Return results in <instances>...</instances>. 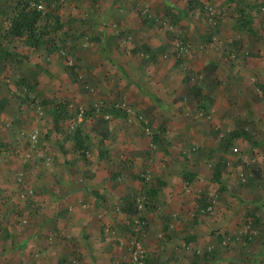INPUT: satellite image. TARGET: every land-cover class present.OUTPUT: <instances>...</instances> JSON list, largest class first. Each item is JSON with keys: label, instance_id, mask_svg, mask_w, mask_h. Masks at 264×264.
I'll use <instances>...</instances> for the list:
<instances>
[{"label": "rangeland", "instance_id": "1", "mask_svg": "<svg viewBox=\"0 0 264 264\" xmlns=\"http://www.w3.org/2000/svg\"><path fill=\"white\" fill-rule=\"evenodd\" d=\"M17 1L0 0V162L15 163L4 178L25 159L31 168L22 181L0 180V264H187L193 255L213 264L264 255V175L249 181L254 166L264 174V0H104V22L113 20L99 32L94 0H44L40 54L7 32ZM139 11L143 23L166 31L154 55L142 36L143 53L132 50L130 28L110 41L114 48L107 40L99 47L118 67L67 63L69 36H102L118 28L120 13L135 21ZM65 28L75 33L65 38ZM43 44L58 57L37 62ZM241 128L245 138L229 135ZM125 157L130 167L119 171ZM217 162L225 164L220 180ZM151 179L163 184L145 204ZM131 194L140 198L128 217L119 206ZM212 235L220 245L208 241L196 253L193 244Z\"/></svg>", "mask_w": 264, "mask_h": 264}, {"label": "crops", "instance_id": "2", "mask_svg": "<svg viewBox=\"0 0 264 264\" xmlns=\"http://www.w3.org/2000/svg\"><path fill=\"white\" fill-rule=\"evenodd\" d=\"M112 1H115V0H112ZM111 1V2H112ZM136 0H133V2H135ZM104 0H94L92 2L93 6L98 9L100 8L101 11L99 10L98 11V14L97 13H94V14H90L89 16L92 17L94 19L95 16H98V20H97V24H95L96 26H93V27H97L96 31L99 32L101 31L102 29L106 28L105 25L112 22L113 19H111V21L109 22H104V13H102V5H104ZM110 2V3H111ZM92 4L90 3V1H87L86 2V6L87 8V12L88 13H91L92 11V8L90 6H92ZM134 4V3H133ZM77 4H72L70 6H76ZM123 6V5H122ZM71 8V7H70ZM115 8H117V10L121 11L122 12V7H119V6H115ZM120 8V9H119ZM124 12V11H123ZM120 18L121 19L119 22L116 21L114 23V25H117L118 28L115 29L114 31H111V29H108L107 33L106 34H103L102 36L99 35L97 37H92V36H83L82 37H76L74 36V39H72V36H69V35H72L75 33L74 30L70 31L69 30V41H67V43L69 42L71 44V46L69 47V56L70 58L74 61V62H78L79 64H82L84 67L83 69L86 70V69H89L90 71L93 70V71H100L101 68H105V66L109 65H114V66H117L115 63V60H110L108 58H106L108 55L105 54V49L102 50H99V47L107 40L108 43L111 45H113L114 41H119L118 43H120V41L126 39L124 36L126 35L127 31L130 30H135V34H133L134 32L131 31L130 33V36H131V39H133V41L135 42L134 43V49H132L133 51H136V53H143L142 50L140 51L139 48L141 47V45L143 44L140 40L141 36L144 37L145 40L149 41V44L148 45H144L146 47L145 50H149L151 54L154 55L153 52H158L157 49H156V45H154V41L155 40H161V42H165L166 41V37L164 36L166 31L163 30V31H158L157 29V26L155 24L153 25H150L149 23H143V21L139 18H137V20L134 21V18H132L131 16L127 17L128 15H123V13H120ZM115 17H118L116 14H115ZM91 19V20H93ZM86 23V22H85ZM84 23V24H85ZM119 23V25H118ZM87 25L86 26H91V24H93L92 22H88L86 23ZM104 26V27H103ZM84 35H85V32H82ZM125 34V35H124ZM68 36H65V38H68ZM61 38V37H60ZM55 42L58 41V38L55 37ZM110 41H113V42H110ZM126 44L128 41H125ZM113 43V44H111ZM117 43V44H118ZM122 44V42H121ZM164 45V44H163ZM161 45V46H163ZM48 46V50H49V45L47 44H43V56L41 55V57H37L36 61L37 62H41L44 57L46 56V59L47 58H57L58 55L57 54H49L48 56L46 55V48ZM81 47V50H78V48ZM112 48H114V45L111 46ZM94 50V53L91 54V52ZM34 51L37 52V54L40 52V49L39 47L38 48H34ZM50 53V51L48 52ZM40 54V53H39ZM107 55V56H106ZM106 56V57H105ZM62 59V58H61ZM63 60V59H62ZM76 60V61H75ZM133 64L134 65H130V66H133V69L135 70H139L140 69V66L138 64V62L134 63V61L132 60ZM119 65L121 66V63H119ZM96 66V67H95ZM118 67V66H117ZM78 68V66L76 67ZM81 75V74H79ZM74 86H77L75 83H73ZM166 103H172L174 102V97H167L166 99ZM165 103V102H164ZM136 107H139L140 104L138 105H135ZM141 108V107H139ZM143 108H146V107H143ZM140 111V110H139ZM141 112V111H140ZM141 116H144V114L141 112L140 114ZM39 153V152H38ZM17 162V161H16ZM15 163H12L11 161H8V160H3L0 162V180H2L4 177V170L7 169V167H11V165H13ZM16 169H11L9 171V174H7V176H5L4 180L5 179H14V180H18L19 181H22V175H25V179H27V175H28V170L30 171V168H31V162H27L26 159L25 161H20V163L18 162L16 165H15ZM6 172H8V169L5 170ZM251 175V174H249ZM258 176H263L264 174L260 171L257 173ZM254 176V174L252 175ZM32 178V176H30ZM2 178V179H1ZM36 179V178H35ZM8 214H5V216H7ZM4 214L3 213H0V220L3 221V224H5L4 222ZM35 232V231H34ZM204 232V231H203ZM206 232H208V230H206ZM197 236V235H196ZM214 235H212L213 237ZM222 239H219L217 237H213V241H212V238L209 236V237H206V240L205 242H203V240H200L199 242H197L196 244L194 243L193 246L195 248H197V251H200V246L201 244H203V246L205 245V243H208V241H210L209 244H206V245H210L208 246V248H213L215 245L219 246L220 245V241ZM214 251V249H213ZM199 255H193L192 257H190L191 261H187V264H206L204 261H202V259L200 258V256L198 257ZM87 258V257H86ZM188 260V258L185 257V260ZM211 260V263L213 264H264V255L262 256H256V257H253V256H236L234 257V255H223L221 257H218V258H210ZM213 259V260H212ZM219 259V262H217L216 260ZM186 262V261H185Z\"/></svg>", "mask_w": 264, "mask_h": 264}, {"label": "trees", "instance_id": "3", "mask_svg": "<svg viewBox=\"0 0 264 264\" xmlns=\"http://www.w3.org/2000/svg\"><path fill=\"white\" fill-rule=\"evenodd\" d=\"M64 0H53L50 5H55V4H61L63 3ZM44 0H37V3H35V1L33 2V0H18L16 2V8L17 11L14 15V17H12V19L10 20V23L7 27V32L15 37L18 38H22L24 37L25 39H27L28 45H30L32 48H35V46L39 43L40 41V37L42 36L43 33H40L39 30H37V26L39 24V22L42 20L43 16L46 13V9L44 6ZM38 4H42L44 7L42 9H38L36 6ZM144 11V10H143ZM143 11H139L136 13L137 17L140 19V14ZM146 19V18H143ZM157 19H153L152 22L156 21ZM70 23V22H69ZM42 27H47V23L46 25L42 26ZM37 30V31H36ZM62 32L64 36H68L69 35V31L68 29H64ZM57 35V34H55ZM259 90H261V93L264 94V83H260L257 85ZM113 106L119 107V103L116 102L115 104H112L110 107L113 108ZM104 111H101L100 114H103ZM116 113V112H115ZM56 118H54V125L58 124V118H60V113L56 112ZM246 129L245 128H241L239 130L234 129L230 132V136H234V137H243L245 138V134H246ZM83 139H78L76 137V142L79 145V149H83ZM85 150V148H84ZM125 157L123 163H121L120 167H119V171H121L122 169H127L129 168V162L128 159L126 160ZM29 162V161H27ZM129 166V167H128ZM246 167H248V169H251V165L249 163H247ZM259 167V166H258ZM255 169V166L252 167L253 174L257 175V173L260 171L259 168ZM225 168V164L222 162H217L215 164V169L213 171V174L216 175V179L220 180V175L222 173V171ZM123 174V173H122ZM121 174V175H122ZM115 174H113L112 176H114ZM214 176V175H213ZM250 176V175H249ZM115 177V176H114ZM194 177V174L192 173H187V174H183V178L187 179V180H191ZM252 175L251 178H249V181H253L252 179ZM254 178V177H253ZM159 185H162L163 183H161L160 181H156ZM188 182V181H187ZM154 181L151 179V182L148 184H151L149 187H147L145 189V191L147 192V194H143L144 199H139L140 202H143L145 204H147L151 199V201H154V195L158 192L159 190V185L158 187L153 186ZM151 194V195H148ZM151 196V197H150ZM140 198V195L138 196ZM138 197L136 195L133 196V194L131 195H126L123 198H121L120 200V211L124 214L127 215L128 217H132L135 214L138 213V207H137V199ZM254 202V201H252ZM201 206V208H200ZM198 207V209L196 210V212L202 210L204 207H206V205H200ZM258 219V217H257Z\"/></svg>", "mask_w": 264, "mask_h": 264}, {"label": "built area", "instance_id": "4", "mask_svg": "<svg viewBox=\"0 0 264 264\" xmlns=\"http://www.w3.org/2000/svg\"><path fill=\"white\" fill-rule=\"evenodd\" d=\"M36 7H37L38 9H42V8H43V5H42V4H38ZM59 53H60L64 58H68V57L66 56V52H65L64 50H60ZM67 63L72 64V59H71V58L67 59ZM127 110H128L129 112H133V113H134V110H131V109H129V108H127ZM133 113H131V114H133ZM134 114H135V113H134ZM106 118H108V115H106ZM37 138H38V132H37V130H36V131H33V132H31V133L29 134V141H30L31 143H35V142L37 141Z\"/></svg>", "mask_w": 264, "mask_h": 264}]
</instances>
